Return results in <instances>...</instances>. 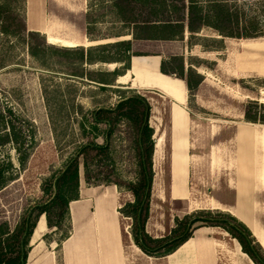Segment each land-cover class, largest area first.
<instances>
[{
    "label": "trees",
    "instance_id": "obj_1",
    "mask_svg": "<svg viewBox=\"0 0 264 264\" xmlns=\"http://www.w3.org/2000/svg\"><path fill=\"white\" fill-rule=\"evenodd\" d=\"M93 1H88L85 34L90 41H99L102 39L93 37L99 18L91 13ZM26 2L27 0H0V36L13 37L17 44L25 45L28 55L47 70L57 65L54 58L74 59L75 62L72 63L82 71H75L67 75L68 77L83 83L93 82L99 90L115 89L120 99L112 107L101 106L87 111L75 101L74 93L79 91L77 88L68 86L66 89L73 91H67L66 95L58 94L59 102L56 103H59L61 110L66 111L67 120H70L72 113L88 116H85L83 127L88 128L91 140L75 143L74 152L63 170L46 182L47 186L43 188V192L51 193L48 202L26 210L14 226L8 222L0 223V264H27L32 249L31 240L42 215L46 218L48 229L52 233L61 234V237L55 240H49V234L43 237L48 244L57 243L56 252L59 254L60 263L62 244L70 237L72 230L69 206L70 203L80 200L81 174L88 187L115 186L120 193L131 194L133 200L124 203L118 212L121 217L132 221L131 238L134 244L150 257L161 258L174 253L193 237L198 228L217 227L237 240L243 253L254 264H264V250L247 226L230 213L220 210H197L182 219L176 218L175 227L163 238H153L147 233L146 225L151 213L155 178L156 140L155 129L151 125L152 107L148 99L141 94L113 88L117 86L118 77L125 75L131 68L133 41L182 40L187 30L191 40L199 41L194 45L202 46L205 51H223L225 38H264V26L259 19V15L264 14V1L110 0L117 18L126 24L128 31L109 38L131 36L132 39L93 45L86 50L84 47L59 48L45 43L44 40L37 43L36 38L44 37L40 33L28 31ZM95 3L101 6L102 0H95ZM11 4H14L17 11L14 15L10 14ZM136 10L140 11L134 14ZM125 12L128 16H125ZM206 28L212 29L221 37L216 39L220 41L215 49L205 47L202 41H207L208 38L199 36ZM109 50L116 52L112 56L105 55ZM173 59L180 61V73L177 77L184 81L189 101L195 102L197 90L204 82L203 75L196 71L194 64L190 65L185 74L184 59ZM84 60L85 65L89 66L107 63L118 64L120 67L113 71H91L83 69ZM160 71L167 76L175 75V72L167 70L165 61L161 63ZM239 83L243 85V80ZM58 88L59 85L55 88L57 93L60 92ZM44 91L47 104L51 108L53 99L49 98L50 93L46 87ZM263 109L264 104L258 100H250L244 111L245 122L264 125V112L260 111ZM49 115L58 145L57 119L52 111ZM25 125L11 108L0 107V148L13 146L21 166L27 163L36 136L33 125ZM125 163L130 168L131 178H126V171L122 168ZM16 176L17 171L12 161L0 158V192L15 182ZM63 227L66 228L65 232Z\"/></svg>",
    "mask_w": 264,
    "mask_h": 264
},
{
    "label": "rangeland",
    "instance_id": "obj_2",
    "mask_svg": "<svg viewBox=\"0 0 264 264\" xmlns=\"http://www.w3.org/2000/svg\"><path fill=\"white\" fill-rule=\"evenodd\" d=\"M88 1L77 0L74 7L78 14L74 15L59 9L50 0H47L46 4L52 15L69 22L81 34L86 35L85 16L88 12ZM29 2L31 5L28 10V23L33 21L31 27L36 28L37 24L45 23L47 17L45 18L43 13L41 0H29ZM92 4L91 13L99 17L98 24L93 31L95 39L109 40L107 43L121 41L123 37H128L125 40L132 39L131 36L109 38L128 31L126 24L117 18L110 0H102L101 6H97L95 0ZM14 7V4H11L10 14L12 15L17 13ZM31 10H37L36 18H30ZM139 11L136 10L134 14ZM126 13L125 16H128ZM259 19L264 26V14L261 13ZM199 36L208 38L207 41H202L208 49H215L219 46L220 40L216 39H221V37L212 29H204ZM43 37L44 39L36 38V42L42 43L44 40L49 44L44 34ZM244 40L226 38L224 39L225 51H205L202 46L194 45L199 41L191 40L186 30L182 40L132 42L131 63L137 60L136 73L126 83L116 82L117 86L113 88L121 89V91H134L145 96L152 107L151 125L155 129V137H163L162 153L155 165L156 185L153 187L151 213L148 220L150 236L153 238L168 236L175 227L176 218L182 219L197 210H211L209 207L211 201L231 202L233 199V194L227 196L229 193L226 192L227 179L231 177L233 169L231 167L227 169L222 163L232 159L234 146L233 144L228 145L226 154L218 148L221 149L223 147L221 145L233 136L237 125L245 123L244 111L250 100H258L259 103L264 104V77L249 73L243 76V85H241L239 82L242 78H233L226 74V71L231 70L234 64L237 70V67L240 68L241 65L246 64V58L259 56L260 52L247 49V43L253 42L254 39ZM254 42L260 47L264 46L262 44L264 40ZM13 46L15 47L11 48ZM115 52V50H109L105 55L112 56ZM206 52L212 54L209 55ZM174 57L184 59L185 74L191 64H194L197 72L206 73L203 76L204 82L197 90L195 102L189 101L188 90L177 77L180 73V61H174ZM54 60L57 65L47 70L28 55L25 45L17 44V40L13 37L0 36V107L11 108L20 120L26 123V127L27 123L33 125L36 133L34 147L24 166L19 164L18 155L13 146L6 145L0 148V158L10 159L17 171V180L0 192V223L8 222L14 226L26 210L48 202L51 193L43 192V188L47 186L46 182L63 170L74 152L75 143L91 140L92 136L88 128L83 127V121L87 115L72 113L70 120H67L66 111L61 110L59 103H56L59 102L58 94L59 96L62 93L66 95L67 91H73V89L67 90L68 86L77 88L79 91L74 93L75 101L83 105L87 111L101 106L112 107L120 99L115 89L99 90L93 82L86 80L87 82L83 83L78 79L68 77L67 75L75 71H82L81 68L74 66L75 64L72 63L75 62L74 59L57 57ZM163 61H165L167 70L175 72V75H165L166 77L159 75L162 74L160 68ZM82 63H84L83 69L91 71L99 69L113 71L120 67L118 64L110 67L107 63L89 66L85 65V60ZM246 65H258L264 71V60L261 58ZM170 81L175 84L171 85L172 88H175L185 99L184 107L192 120L191 129L188 130L186 137L190 144L189 153L195 156L191 158L184 183L187 200H172L171 198L173 183L169 110L173 100L163 89L167 82L172 84ZM57 85H59V93L55 89ZM45 87L51 94L49 98L53 99L51 108L45 98ZM51 111L57 119L58 145L49 115ZM260 111L263 113L264 109ZM98 141L102 142L101 139ZM210 153L211 157L207 156L205 160L204 154L209 155ZM122 168L126 171V178H131L132 174L128 164L125 163ZM81 177L84 181L83 176ZM105 187L103 186V189ZM131 200L133 197L127 192H122L118 198L120 206ZM244 204L250 211L249 216L254 218V214L264 226V191L247 196ZM73 206L74 210L75 204ZM131 225V220L121 217L125 241L132 240ZM62 230L65 232L66 228L63 227ZM46 234L50 235L49 240L61 237L59 232L52 233L49 229ZM162 234L165 236L157 237Z\"/></svg>",
    "mask_w": 264,
    "mask_h": 264
},
{
    "label": "crops",
    "instance_id": "obj_3",
    "mask_svg": "<svg viewBox=\"0 0 264 264\" xmlns=\"http://www.w3.org/2000/svg\"><path fill=\"white\" fill-rule=\"evenodd\" d=\"M50 1L52 4H55L54 0ZM46 2L47 0H41L43 13L45 18H48L51 12ZM30 5L31 3L27 0V29L28 31L43 35L42 30L34 28L35 26L31 27L30 23H28V10ZM257 40L264 39L252 40L253 42L247 43V49L260 52L259 56L255 55L251 59L246 58V64L258 61L260 58L264 60V46L260 47L256 44L254 41ZM244 41L248 42L249 40ZM262 44L264 45V42ZM224 46L226 49L225 42ZM206 53L209 55L212 54L210 52ZM134 62L136 60L132 61L131 68L127 71L129 79L131 76H134L132 73ZM246 64L241 65L240 68L237 67V70H235L236 66L234 64V67L231 70H227L226 74L233 78H242L241 80H243V76L249 73L257 77H264V71L260 66ZM200 74L204 76L206 73L202 72ZM236 74H238L237 77ZM160 75L166 77L163 74ZM182 83L187 90L184 81ZM164 90L173 100L169 110V125L171 129L170 160L173 183L171 198L172 200H187L188 196L184 188V183L191 158L195 156L189 153L190 144L186 137L188 130L191 129L192 120L189 112L184 107L185 99L182 98L178 91L176 89L174 92L169 89ZM160 137L162 138L160 149H158L157 143L155 146L154 169L157 164V159L159 160L162 153L163 137ZM231 144L234 146L232 159L225 163L223 162L222 165L227 167V169L230 167L233 169L232 175L227 179L226 185V192L229 193L227 196L233 194V199L231 202L221 200L211 201L209 207L211 210L217 209L230 213L235 218L237 216L233 212L240 210L246 214L250 222H253H251L253 225H256L258 228L260 227L264 231V226L261 221L254 214V218H251L249 216L250 211L244 204L247 196L259 194L264 191V125L247 122L237 125L233 136L223 143L221 145L223 147L221 149L218 148V150H222L226 154L227 146ZM207 156L211 157V153L209 155L204 154L205 160ZM176 158L187 161V168L185 171H179L178 175L174 173V168L172 167L174 159ZM238 186L240 192L238 191ZM175 189L178 190V195L176 196L174 193ZM120 194L122 193L115 186H107L105 190L103 187H88L81 177L80 200L70 203L69 206L72 230L70 237L62 244L60 263L58 262L59 254L56 252L57 243L53 242L48 244L43 240L48 227L46 218L42 215L31 240L32 249L27 264H238L237 262H241L242 258H244L245 253H243L237 240L231 238L226 231L217 227L198 228L188 242L168 256L155 258L146 255L134 244L133 240L129 239L125 241L124 239L121 227V215L118 212V209L121 207L118 202ZM73 204H75L74 210L72 209ZM42 220L44 222L43 229H45L35 243L34 235ZM243 224L245 225V223ZM146 231L149 235L151 234L149 231V222H147ZM163 236L165 234L157 235V237ZM256 241L264 250L262 242L258 239ZM248 260L252 262L250 258Z\"/></svg>",
    "mask_w": 264,
    "mask_h": 264
},
{
    "label": "bare ground",
    "instance_id": "obj_4",
    "mask_svg": "<svg viewBox=\"0 0 264 264\" xmlns=\"http://www.w3.org/2000/svg\"><path fill=\"white\" fill-rule=\"evenodd\" d=\"M54 1H55V4L58 5L57 7H59L61 10H65V11H67V13L73 14V15L78 14L77 9L74 7L77 0H54ZM37 13H38L37 10H31L30 11V18L31 19L33 17L36 18ZM32 22H30L31 26H32V24H31ZM72 26L73 25L70 24L69 22L62 20V19H59L58 17L50 14L48 16V18L46 19L45 23L37 24L36 28L39 30H42V33L44 34V36H46L47 42L49 44L59 46V47H64V48H79V47L85 48V47H90L93 45L97 46V45L105 44V43L109 42V40L108 41L107 40L90 41L89 39H87L86 35L81 34L77 29H75ZM126 38H128V37H126ZM126 38L123 37L121 39L125 40ZM134 63L135 64H134V68H133V72H132L133 74L136 73V69L138 67L136 64L137 60ZM113 66H114V64L113 65L110 64V67H113ZM162 77H164V76H162ZM128 79H129V75L126 72L125 75L118 77L117 82L123 84V83H126L128 81ZM170 82L172 84L167 82V85L165 84V86L163 88L167 89V90L169 89L170 91L174 92L175 88H172V86H171V85H173V82L172 81H170ZM169 86H171V87H169ZM155 140H156V143L158 145V149H160L161 143H162V138L161 137L159 138V136H158ZM157 161H158V159H157ZM172 167L174 168V173L176 175H178L179 171H185V169L187 168V161L181 160V159L178 160L176 158V159H174ZM177 180H178V176H177ZM155 185H156V183L154 181L153 187H155ZM93 188H97V187H93ZM177 189L174 190L175 196L178 195ZM238 191L240 192L239 186H238ZM73 207L74 206H72V209H73ZM233 214H235L241 222H243V223H245V225H247L248 229L251 231L253 236L256 239H258L260 242H262V245L264 246V231L260 227L258 228L256 225H253L252 224L253 222L251 221L252 222L251 223L249 221V219L247 218V216L244 212H242L240 210H236L235 212H233ZM43 223L44 222L42 220V222L38 225V228L35 232V235H34L35 243H36V240L38 239V237L40 236V234L42 233V231L45 229V228L43 229ZM248 259L249 258L247 257V255L244 254V258H242L241 262L238 261L237 263L238 264H254V263L250 262V260H248Z\"/></svg>",
    "mask_w": 264,
    "mask_h": 264
},
{
    "label": "water",
    "instance_id": "obj_5",
    "mask_svg": "<svg viewBox=\"0 0 264 264\" xmlns=\"http://www.w3.org/2000/svg\"><path fill=\"white\" fill-rule=\"evenodd\" d=\"M41 217H42V216H41ZM41 217H40V218H41ZM40 218H39L38 222L40 221ZM37 224H38V223H37ZM36 227H37V226H36Z\"/></svg>",
    "mask_w": 264,
    "mask_h": 264
}]
</instances>
